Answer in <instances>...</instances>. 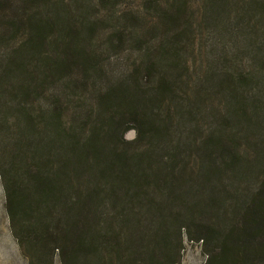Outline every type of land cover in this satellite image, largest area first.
Wrapping results in <instances>:
<instances>
[{
    "label": "trees",
    "instance_id": "trees-1",
    "mask_svg": "<svg viewBox=\"0 0 264 264\" xmlns=\"http://www.w3.org/2000/svg\"><path fill=\"white\" fill-rule=\"evenodd\" d=\"M127 1L0 0L20 253L179 264L190 242L207 264H264V0Z\"/></svg>",
    "mask_w": 264,
    "mask_h": 264
},
{
    "label": "rangeland",
    "instance_id": "rangeland-1",
    "mask_svg": "<svg viewBox=\"0 0 264 264\" xmlns=\"http://www.w3.org/2000/svg\"><path fill=\"white\" fill-rule=\"evenodd\" d=\"M141 0H129L125 2L126 9H135L139 7ZM199 0H190L191 11L195 13L198 10ZM117 6L116 8H120ZM117 9V10H118ZM195 20L198 18V14L194 15ZM106 26H101L104 29ZM244 57V56H242ZM135 134L133 131H128L125 134L126 140H132ZM222 169V168H219ZM0 264H27L26 259L20 253L17 244L12 237L9 229L8 219L4 210V193L0 183ZM57 264V261L54 262ZM179 264H207V257L203 253L202 247L198 243L184 242V250L181 254Z\"/></svg>",
    "mask_w": 264,
    "mask_h": 264
}]
</instances>
